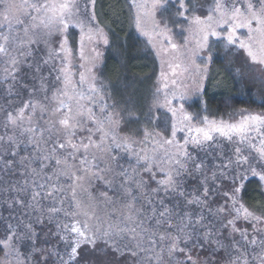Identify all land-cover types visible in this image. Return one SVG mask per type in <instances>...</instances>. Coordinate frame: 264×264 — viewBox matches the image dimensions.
<instances>
[{"label":"snow or ice","instance_id":"1","mask_svg":"<svg viewBox=\"0 0 264 264\" xmlns=\"http://www.w3.org/2000/svg\"><path fill=\"white\" fill-rule=\"evenodd\" d=\"M97 4L0 0V264H264V207L242 196L249 177L264 189V111L177 103L210 37L264 71V0H177L183 44L157 18L172 0H129L160 61L150 97L97 75Z\"/></svg>","mask_w":264,"mask_h":264},{"label":"trees","instance_id":"2","mask_svg":"<svg viewBox=\"0 0 264 264\" xmlns=\"http://www.w3.org/2000/svg\"><path fill=\"white\" fill-rule=\"evenodd\" d=\"M128 2L129 0H98L97 16L101 25L105 26L106 31L109 32L111 44L103 51L102 63L96 69L97 75L113 85L114 95L115 91L123 86L125 80H129L135 82L134 87L139 95L150 97L151 86L154 87L160 71V62L154 50L151 47H145L146 38L140 36L132 26ZM176 3L177 0H172L169 11L163 16L158 15L157 18L167 20L169 26L173 28L175 41L183 44L184 37L188 33H181L180 29L173 25ZM102 5H104L103 13L98 12ZM197 14L206 15L207 13ZM178 23H182L184 28L188 27L183 21ZM70 32L73 36H78V30L70 29ZM210 43L211 47L208 51L213 53V58L202 87H198L199 80L193 79L196 75L194 71H191L192 80L188 78V74L185 79L186 99L177 103L182 102L185 110L198 118L208 116L210 119L229 120L233 119L241 109L251 112L264 111V90L261 88L263 93L258 92L249 86L245 76L233 64L229 53L223 48H217V41ZM196 63L202 65L205 61L197 58ZM124 131L126 132L127 129ZM246 184L247 190L242 193L246 204L252 207H264V195L261 194L264 190L259 182L254 177H249Z\"/></svg>","mask_w":264,"mask_h":264},{"label":"rangeland","instance_id":"3","mask_svg":"<svg viewBox=\"0 0 264 264\" xmlns=\"http://www.w3.org/2000/svg\"><path fill=\"white\" fill-rule=\"evenodd\" d=\"M102 3H103V1H102ZM103 7H104V5H102L100 7V9H98V12L103 13ZM218 31L226 32V30H220V29H218ZM238 35L241 38H244L247 35V30L246 29L238 30ZM212 41H217V37H210V42H212ZM217 43H218L217 48H220V49L223 48L225 50L223 36L219 39V42H217ZM105 47L106 46L101 45L99 50L101 52H103L105 50ZM227 52L231 56V59L233 60V64H235L236 68L240 70V73H242V75L245 76L247 84H249V86H252L253 89L258 90V92L259 91L262 92V89L264 90V71L261 70V66L252 64V62L250 60H246V53H244L243 50H237L235 48H232L230 51H227ZM202 55L203 56H207V51H205ZM96 72H98V71L96 70ZM193 73L195 75H197L195 72H193ZM188 78L190 80H192L190 78V72L188 73ZM153 88L154 87L151 86V91H152ZM255 112H257V111H255ZM238 113L235 114L233 119H238L239 118ZM255 179L257 180V178H255ZM243 202L246 204L244 199H243ZM249 207H252V206L249 205Z\"/></svg>","mask_w":264,"mask_h":264}]
</instances>
